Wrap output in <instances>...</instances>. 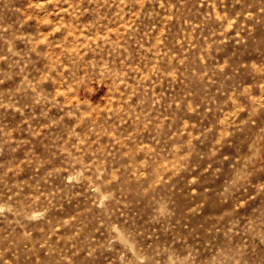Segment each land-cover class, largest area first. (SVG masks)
<instances>
[{
	"label": "rangeland",
	"instance_id": "1",
	"mask_svg": "<svg viewBox=\"0 0 264 264\" xmlns=\"http://www.w3.org/2000/svg\"><path fill=\"white\" fill-rule=\"evenodd\" d=\"M0 264H264V0H0Z\"/></svg>",
	"mask_w": 264,
	"mask_h": 264
}]
</instances>
